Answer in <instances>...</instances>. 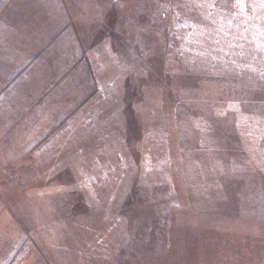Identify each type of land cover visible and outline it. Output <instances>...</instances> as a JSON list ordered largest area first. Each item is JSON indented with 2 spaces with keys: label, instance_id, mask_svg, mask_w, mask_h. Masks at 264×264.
Segmentation results:
<instances>
[{
  "label": "rangeland",
  "instance_id": "obj_1",
  "mask_svg": "<svg viewBox=\"0 0 264 264\" xmlns=\"http://www.w3.org/2000/svg\"><path fill=\"white\" fill-rule=\"evenodd\" d=\"M0 264H264V0H0Z\"/></svg>",
  "mask_w": 264,
  "mask_h": 264
}]
</instances>
